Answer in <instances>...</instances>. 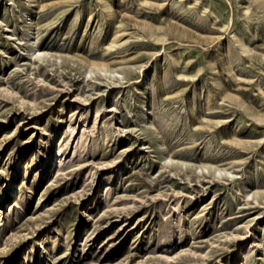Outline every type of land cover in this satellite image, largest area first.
Returning <instances> with one entry per match:
<instances>
[{"label":"rangeland","instance_id":"obj_1","mask_svg":"<svg viewBox=\"0 0 264 264\" xmlns=\"http://www.w3.org/2000/svg\"><path fill=\"white\" fill-rule=\"evenodd\" d=\"M0 264H264V0H0Z\"/></svg>","mask_w":264,"mask_h":264},{"label":"bare ground","instance_id":"obj_2","mask_svg":"<svg viewBox=\"0 0 264 264\" xmlns=\"http://www.w3.org/2000/svg\"><path fill=\"white\" fill-rule=\"evenodd\" d=\"M96 66V65H95ZM97 70H99V71H101V72H106L107 71V69L106 68H104V67H97ZM91 71V70H90ZM90 71H89V73H90ZM112 75H115V73H113ZM144 77H145V75H144V73H142V78H141V81H143L144 80ZM145 101H147V100H145ZM148 102V101H147ZM10 192H12V194H13V192H14V190L13 189H11L10 190Z\"/></svg>","mask_w":264,"mask_h":264}]
</instances>
